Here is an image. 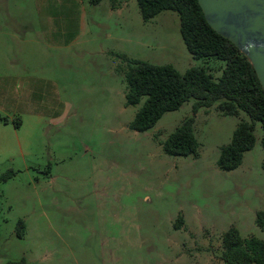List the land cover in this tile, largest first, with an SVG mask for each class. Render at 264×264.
<instances>
[{
    "label": "rangeland",
    "instance_id": "rangeland-1",
    "mask_svg": "<svg viewBox=\"0 0 264 264\" xmlns=\"http://www.w3.org/2000/svg\"><path fill=\"white\" fill-rule=\"evenodd\" d=\"M124 58L215 80L224 67L192 57L176 13L145 22L137 0H0V264H225L231 228L264 240L261 124L229 172L221 149L244 113L194 114L190 101L136 132ZM34 79L41 92H25ZM191 117L197 155H168Z\"/></svg>",
    "mask_w": 264,
    "mask_h": 264
},
{
    "label": "trees",
    "instance_id": "trees-1",
    "mask_svg": "<svg viewBox=\"0 0 264 264\" xmlns=\"http://www.w3.org/2000/svg\"><path fill=\"white\" fill-rule=\"evenodd\" d=\"M142 18L149 22L162 12L172 11L180 18L183 41L194 59L206 63H224L222 76L215 80L205 68H190L184 75L172 65H155L146 61L125 59L121 73L127 85L126 105H141L131 124L136 132L154 128L169 112L180 110L194 101L193 112L218 109L226 116L241 120L230 144L222 147L218 166L222 171L238 169L247 152L256 145L258 123L263 130L264 150V90L258 76L241 51L228 39L217 34L206 22L198 0H137ZM195 117L188 118L165 141L168 155L188 157L197 155L199 143L194 135ZM257 226L264 232V211L257 214ZM25 222L18 225V236L25 235ZM222 260L225 264H264V240L255 236L244 238L236 228L223 235ZM8 264H26L25 259Z\"/></svg>",
    "mask_w": 264,
    "mask_h": 264
},
{
    "label": "water",
    "instance_id": "water-1",
    "mask_svg": "<svg viewBox=\"0 0 264 264\" xmlns=\"http://www.w3.org/2000/svg\"><path fill=\"white\" fill-rule=\"evenodd\" d=\"M208 25L253 66L264 90V0H198Z\"/></svg>",
    "mask_w": 264,
    "mask_h": 264
},
{
    "label": "crops",
    "instance_id": "crops-1",
    "mask_svg": "<svg viewBox=\"0 0 264 264\" xmlns=\"http://www.w3.org/2000/svg\"><path fill=\"white\" fill-rule=\"evenodd\" d=\"M42 2H45V1H42ZM41 87H42L41 79H34V80H29V81L25 82L23 89L25 90V92H28V93H40ZM29 99L31 101V105L33 103L34 104L33 106H36L37 101H36L35 97L32 98L30 96Z\"/></svg>",
    "mask_w": 264,
    "mask_h": 264
}]
</instances>
